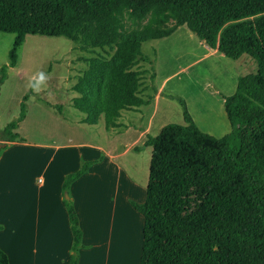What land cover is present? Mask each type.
Segmentation results:
<instances>
[{
    "label": "trees",
    "instance_id": "16d2710c",
    "mask_svg": "<svg viewBox=\"0 0 264 264\" xmlns=\"http://www.w3.org/2000/svg\"><path fill=\"white\" fill-rule=\"evenodd\" d=\"M153 10L146 30L120 40L124 16L142 19ZM175 25L156 32L169 22ZM213 51L238 60H256V74L240 77L224 99L231 131L215 138L200 131L184 109L185 125L169 124L144 147L152 148L144 205L146 218L141 264H264V0H0V33L14 34L11 66L28 35L65 37L84 50H112L109 70L92 60L74 87L73 106L83 123L107 125L121 113L150 104L143 97L148 40L170 37L178 27ZM117 47V48H116ZM21 117L3 132L11 141ZM138 148H136L137 150ZM86 163L67 177L64 191L89 170ZM74 242L68 264H78L83 233L71 200H65ZM0 264H9L0 250Z\"/></svg>",
    "mask_w": 264,
    "mask_h": 264
},
{
    "label": "rangeland",
    "instance_id": "374dc122",
    "mask_svg": "<svg viewBox=\"0 0 264 264\" xmlns=\"http://www.w3.org/2000/svg\"><path fill=\"white\" fill-rule=\"evenodd\" d=\"M152 17L153 10L142 19L133 17L130 11L126 12L120 40L130 34H142ZM174 25L175 22H169L158 27L156 32L167 31ZM15 37L14 34L0 33L2 137L6 135L3 131L19 120L25 107L26 116L13 133L42 148L39 150L38 171L33 172V179L41 177L45 185L48 175L44 168L58 167L59 161L68 152L66 148L70 149V153L78 150L89 152L91 147L96 146L110 152H123L134 144L138 151L132 150L118 161L123 170H116L113 182L115 184L117 178L121 183L125 170L130 168L137 183L130 195L132 201L138 204L146 201L152 158V148L144 147L147 138H139V126L144 127L154 111L156 115L150 131L153 137L166 125H185L181 103L184 102L201 132L222 138L231 131L224 99L235 94L240 77L258 71L257 62L251 56L245 55L238 60L227 58L204 47V41L191 33L187 26H180L170 37L148 40L143 44L142 52L147 61L142 60L138 68L146 72L143 97L152 102L143 107L148 114L144 121L134 118L127 110L121 113L114 125H107L104 116L96 125H89L83 123L87 115L73 106L74 99L80 96L74 87L89 69L92 60L105 61L109 70L114 51L84 50L82 43L65 37L28 35L18 50L16 66L12 67L10 51ZM162 86V97L156 104L152 100ZM33 188L36 191L39 189L37 185ZM69 196V191L64 192L66 199ZM121 196L122 189L105 201H111V206L117 204L119 210ZM135 241L139 249L140 238L137 235ZM137 251H134L130 264L139 263Z\"/></svg>",
    "mask_w": 264,
    "mask_h": 264
},
{
    "label": "crops",
    "instance_id": "0c3cea01",
    "mask_svg": "<svg viewBox=\"0 0 264 264\" xmlns=\"http://www.w3.org/2000/svg\"><path fill=\"white\" fill-rule=\"evenodd\" d=\"M162 88L152 100L156 104L162 97ZM143 107L129 113L144 121L148 114ZM155 113L149 116L144 127L139 126L142 140L150 135ZM136 148L133 144L123 152H110L96 146L85 153L81 150L70 153L66 148L68 152L58 167L44 168L48 175L45 185L43 178L33 179L42 148L26 141L8 142L0 152V250L6 254L9 264L69 263L74 236L63 186L67 177L86 163H91L89 170L70 186L68 198L77 212L83 233L78 264H130L135 250H138V264H141L146 218L134 207L138 203L132 201L130 195L137 187L135 176L128 168L121 183L117 178L115 184L113 182L116 170L122 169L118 161L130 151H138ZM33 185L39 189L34 190ZM120 189L122 210H118L117 204L111 206V201H105ZM135 235L140 238L139 249L135 246Z\"/></svg>",
    "mask_w": 264,
    "mask_h": 264
},
{
    "label": "water",
    "instance_id": "95a60500",
    "mask_svg": "<svg viewBox=\"0 0 264 264\" xmlns=\"http://www.w3.org/2000/svg\"><path fill=\"white\" fill-rule=\"evenodd\" d=\"M11 139L9 134H6L4 137H2V133L0 134V152L8 142H11Z\"/></svg>",
    "mask_w": 264,
    "mask_h": 264
}]
</instances>
